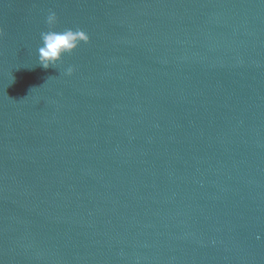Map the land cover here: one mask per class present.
I'll return each instance as SVG.
<instances>
[{
    "label": "water",
    "instance_id": "1",
    "mask_svg": "<svg viewBox=\"0 0 264 264\" xmlns=\"http://www.w3.org/2000/svg\"><path fill=\"white\" fill-rule=\"evenodd\" d=\"M0 264H264V0H0Z\"/></svg>",
    "mask_w": 264,
    "mask_h": 264
},
{
    "label": "clouds",
    "instance_id": "2",
    "mask_svg": "<svg viewBox=\"0 0 264 264\" xmlns=\"http://www.w3.org/2000/svg\"><path fill=\"white\" fill-rule=\"evenodd\" d=\"M55 12H50L47 23L52 26L56 23ZM42 46L38 49V63L44 69L56 66L62 56L71 53L81 42L88 43L89 36L83 30L65 29L63 31H47L41 33ZM73 68L67 69V74L71 75Z\"/></svg>",
    "mask_w": 264,
    "mask_h": 264
}]
</instances>
